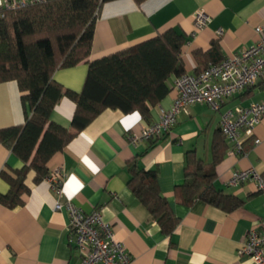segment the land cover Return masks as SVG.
I'll return each instance as SVG.
<instances>
[{
    "label": "crops",
    "instance_id": "crops-1",
    "mask_svg": "<svg viewBox=\"0 0 264 264\" xmlns=\"http://www.w3.org/2000/svg\"><path fill=\"white\" fill-rule=\"evenodd\" d=\"M6 0H0L5 2ZM197 12L208 16L197 27ZM264 27V0H113L104 3L95 21L88 59L131 47L173 28L187 36L179 57L185 72H195L209 62L211 42L217 41L222 58L240 51L257 40L255 27ZM220 29L221 34H217ZM87 72L83 60L59 67L53 78L64 88L79 91ZM169 91L145 111L125 113L105 108L48 161L49 172L62 171L60 196L43 179L33 182L30 170L25 178L29 191L23 203L8 207L0 203V264H80L78 251L69 241V211L66 200L85 212L99 208L103 220L112 225L114 236L129 253L127 264H254L248 255H239L238 247L251 228L264 229V195L253 180L230 185L229 177L239 169L252 167L264 174V116L243 143V151L228 153L215 165L214 185L242 199L236 209H223L196 200L179 203L175 186L183 182L185 153L194 150L206 162L211 160V140L219 128L221 113L237 104L264 99V77L236 94L224 98L218 110L205 103L187 105L175 117L171 129L162 136L132 144L131 133H139L146 124L159 118L161 109L176 96L172 80ZM15 80L0 82V127L21 124L30 113L21 100ZM75 102L63 95L51 112V119L67 126ZM146 113V115H145ZM258 139L254 143L253 139ZM136 159L140 167L155 169L162 193L171 205L177 224L171 233L161 230L147 208L133 194L127 170ZM23 162L0 142V171L20 168ZM0 177V192L8 190ZM61 201L59 208L55 202Z\"/></svg>",
    "mask_w": 264,
    "mask_h": 264
},
{
    "label": "trees",
    "instance_id": "trees-1",
    "mask_svg": "<svg viewBox=\"0 0 264 264\" xmlns=\"http://www.w3.org/2000/svg\"><path fill=\"white\" fill-rule=\"evenodd\" d=\"M113 0H38L24 5L0 6V82L15 80L21 100L30 113L21 124L0 127V142L22 162L20 168L0 171L9 188L0 192V203L15 207L29 191L25 178L33 170V182L49 174L48 161L105 108L125 113L155 105L169 91V78L185 73L179 53L187 36L173 28L131 47L118 49L96 59H88L96 18L101 6ZM140 4L144 0H134ZM217 41L211 42L209 62L223 58ZM87 63L79 91L64 88L53 78L59 67ZM203 67H198L199 71ZM66 95L75 102L71 131L51 119L57 101ZM146 115V113H145ZM220 128V127H219ZM213 134L211 160L206 162L188 150L183 182L173 191L176 200L190 205L203 200L229 211L242 204L238 196L214 185L215 165L226 150L221 129ZM126 181L160 225L171 233L178 218L166 197L160 193L155 169H144L134 159L128 165Z\"/></svg>",
    "mask_w": 264,
    "mask_h": 264
},
{
    "label": "built area",
    "instance_id": "built-area-1",
    "mask_svg": "<svg viewBox=\"0 0 264 264\" xmlns=\"http://www.w3.org/2000/svg\"><path fill=\"white\" fill-rule=\"evenodd\" d=\"M38 0H6L0 6L11 7L24 5ZM208 16L197 12L195 24L205 25ZM259 35L247 47L224 57L217 63L203 67L199 71L185 72L172 80L176 96L168 108L161 109L156 121L146 124L139 133H131L128 140L132 144L158 138L168 132L175 123L177 114L185 110L187 105L205 103L213 110L220 108L224 98L230 97L239 90L255 84L264 77V27L255 28ZM221 34V30H216ZM264 90V89H262ZM264 116V99L249 102L247 105L237 104L225 109L220 115L219 129L230 142L228 153L243 151L244 140L252 136L254 127ZM254 143L259 140L253 139ZM49 186L60 196L63 193V175L60 169L49 172L45 178ZM246 180H253L256 189L264 195V174L252 167L239 169L232 173L228 183L238 185ZM66 204L69 211V241L78 251L80 264H127L130 256L124 244L114 236L112 225L103 220L101 210L93 208L89 212L71 203ZM61 201L55 202L59 208ZM236 251L239 255H248L254 264H264V229L251 228Z\"/></svg>",
    "mask_w": 264,
    "mask_h": 264
}]
</instances>
